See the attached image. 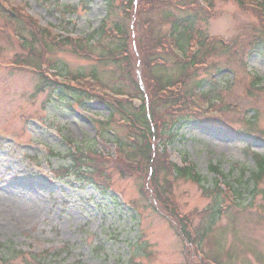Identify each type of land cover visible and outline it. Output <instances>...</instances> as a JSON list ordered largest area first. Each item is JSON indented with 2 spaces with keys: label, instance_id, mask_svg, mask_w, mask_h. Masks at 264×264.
I'll return each instance as SVG.
<instances>
[{
  "label": "rangeland",
  "instance_id": "obj_1",
  "mask_svg": "<svg viewBox=\"0 0 264 264\" xmlns=\"http://www.w3.org/2000/svg\"><path fill=\"white\" fill-rule=\"evenodd\" d=\"M5 1L22 24L8 21L0 11V261L7 258V264H193L194 259L198 264V258L188 251L192 247L172 223L151 208L148 196L153 191L146 176L141 180L137 171L128 172L129 169L105 161L99 168L103 175L100 178L115 190L113 194L108 189L115 197L108 190L105 194L104 188L86 187L66 178L65 167L70 166L68 157L73 149L78 150L76 157L79 150L87 157L89 152H103L107 157L116 151L112 143L116 138L109 136L110 132L106 137V127L100 125L108 122L112 112L98 101L74 105L72 99H65L69 94L59 91L51 97L49 91L36 94L38 70L17 65L40 67L43 58L44 68L47 63L55 66L62 76L89 75L95 70L104 85L135 94L128 75L120 71L125 68L124 63L117 68L113 63L81 58L58 42L52 43L43 57H37L40 61L27 55L32 50L31 26L21 20L20 10L63 39H80L102 25L107 0ZM208 1L216 7V15L206 25L201 23L205 35L214 39L210 69L198 73L189 83L196 82L204 91L218 96L223 93L224 97H218L222 109L216 112L210 106L211 112L206 113L222 125L211 119L200 124L187 123L168 153L171 162L181 165L187 161L194 166L205 180L200 186L212 190L205 193L193 182H173L169 178L172 187L168 190L163 184L161 191L180 214L197 219L199 227L208 221L206 211L215 207L217 197L220 205L215 209L221 206L222 212L204 239V252L222 264H264V178L254 194L251 192V173L257 172L252 154L264 156V139L249 134L264 133V89L252 88L254 76L250 75L254 72L264 79V48L255 47L264 39V33L257 27L255 13L236 0ZM117 5L122 15L123 5ZM67 7H75L76 12L64 14ZM167 13L176 14L169 8ZM163 16L165 13L159 11L154 15L156 19ZM249 25L251 28L247 29ZM171 27L163 26L168 30ZM15 35L25 39L26 44L21 45ZM220 41H231L232 47L227 50ZM250 51L253 53L247 57ZM242 59L246 60L240 65ZM221 68L230 72L217 80L210 76ZM156 70L165 79L177 73L172 64ZM218 80L222 84L214 83ZM140 100L135 101L134 108L141 106ZM163 107L159 110L164 111ZM165 118L170 126L171 117ZM128 135L125 129L118 132L121 142L127 141ZM210 165L219 167L228 179L215 178L209 172ZM122 171L126 174L122 175ZM216 180L219 187L214 189Z\"/></svg>",
  "mask_w": 264,
  "mask_h": 264
},
{
  "label": "trees",
  "instance_id": "obj_2",
  "mask_svg": "<svg viewBox=\"0 0 264 264\" xmlns=\"http://www.w3.org/2000/svg\"><path fill=\"white\" fill-rule=\"evenodd\" d=\"M94 1V0H88ZM121 1V2H120ZM259 2V5H261L264 8V0H256ZM118 3H122V7L124 10L122 11V15L120 14V11L118 9ZM240 3V2H239ZM140 7L137 9L135 6V0H107L106 8H107V17H106V23L110 22L112 25V28L116 30L118 34H122L124 39L114 41L112 42V45L114 46L113 49H111L110 55L108 56L109 59H113L111 63H113L117 68H120V59H117V55L123 53H129L131 52L129 49V40H131L134 44L137 43V49L138 54L132 57L131 55H128V57H124V61L127 62V65L124 68H120V71L128 75V79L130 84L132 85V89L134 90V97H144L143 91L141 89L140 84L136 82V77L138 74H141L142 79L144 81L146 90H147V97H152V100L148 98L147 102H144L142 107L140 109L134 108L133 104L130 102H121L117 101L115 97H105L102 95L97 94L95 91H88L86 88L82 87H76L73 88L71 86L67 85H59L54 80H51L47 78L46 76H41L40 79V85L37 88L38 92H44L45 90H49V92L54 93L55 91L59 89H64L68 93H72L78 96V100L81 102L84 101H98L99 103L103 104L106 109L109 111H112V117L114 118L115 114L120 113L121 117L125 116L128 119V129L132 133L133 137L130 139L134 140L132 143L126 142L125 146H128V153L129 156L127 159L130 162H134V160L137 161L138 167H139V173L140 178L144 177L145 175L148 177L149 175V169L150 166L154 169L151 171L152 176H156L159 174L166 164L162 163L163 157L165 156V149L163 152L159 148H157L154 145H152V141H160L162 144L163 141L166 139L174 140L178 131L183 126H186L187 123L191 122L190 119L187 116H172V123L169 126L166 125V120L163 125L161 122L163 119V114L159 111V108L162 106H165L163 108L168 111L169 109H173L177 105V101L180 100L181 95L177 93L179 88L182 86H186V82L189 78V70L193 68V65L196 64L195 62L199 61L200 59L197 58H191L190 60L182 59L180 56H175L171 53V51L168 48L167 40L168 38H165L167 32L163 31V27L160 25V22H154L150 18L149 22L150 26L148 29V34H150V38L142 39V29L141 26L144 22L141 20H144V15L152 14L158 6L160 5L158 0H141ZM243 6V2L240 4ZM144 6H149L150 9L144 8ZM163 6V3H162ZM161 6V8H162ZM159 8V9H161ZM129 10V11H128ZM134 10V11H132ZM134 13L131 15V13ZM165 13H167L164 10ZM185 14H181L179 17H170L168 22L172 27L173 37H171L173 44L175 45L176 49L179 51V53L182 55V57H188L189 43L190 38L192 34L195 32L194 23H199L198 15L193 14L192 11L185 10ZM183 17V18H180ZM195 17V18H194ZM168 20V15L165 16L164 21ZM109 23V24H110ZM153 24V26H152ZM33 27V31L31 29V38L33 39L31 43V54H29V57L38 60V58L42 57V53L37 50H35V46L39 44L40 47H43V49H47L48 45L51 43L56 42L55 40H51L49 37V34L46 30H38L36 27ZM98 36L103 35V30H98L96 33ZM48 40H51V43H47ZM171 42V41H170ZM264 45V39H261L258 41L257 46L258 49L261 48V46ZM66 46V45H65ZM64 46V47H65ZM68 46V44H67ZM66 46V47H67ZM146 48H149L152 53H149V50ZM78 50H83L85 52H90L93 54L90 50L89 43L86 42L84 44L79 43ZM35 53L33 54V52ZM38 52V53H37ZM38 57V58H37ZM104 58L103 56H100V59ZM40 61V60H38ZM110 61V60H107ZM203 61V60H202ZM135 62V66L137 68V72H134V69L130 67L129 63ZM172 64V66L177 67V73L173 78H164L163 76L158 75L155 73V68L161 69L164 68L166 65ZM156 70V71H157ZM92 77L96 80L101 82L95 72V70L92 71ZM81 78V77H79ZM169 87L172 88L171 93H165L164 96L160 95L161 91H165V88ZM72 88L74 90H72ZM45 91V92H46ZM117 93H120V91H117ZM158 97H168V98H158ZM176 101H171L172 99H175ZM187 97V96H185ZM156 99H159V102H155ZM171 101V102H169ZM187 101V100H186ZM188 103V102H187ZM147 105V106H146ZM156 108V109H155ZM179 112V111H178ZM159 123H161V126H159ZM110 128L111 125L106 124V128ZM163 126V127H162ZM132 130V131H131ZM176 134V135H175ZM120 141V140H119ZM125 143V142H124ZM121 145V142H120ZM164 145V144H163ZM72 164L71 167H68L66 170L69 173L68 175L73 176L75 179L81 181L84 180L86 185L88 184H94L93 179H95L99 174L98 168L96 173V167L92 164H87L84 160L86 159L84 155H82L80 158H74V156L70 157ZM255 161L257 163V169L258 172L252 173V180L254 181V188L252 189V193H254L255 188L257 186L258 179L261 180V178H264V157L263 156H255ZM159 162L158 167H156V163ZM115 163H119L117 160ZM118 168H126L129 169L128 172H134V168L128 166V165H121L117 166ZM175 168V178H188L189 172L185 169H180L178 167ZM212 171L217 172L216 168H213ZM155 172V175H154ZM169 172V168H168ZM126 171H122V175H125ZM245 174V171L243 172ZM161 175V174H160ZM166 178L169 175H165ZM165 180L167 181V179ZM208 190V189H207ZM154 196L151 195L148 196V201L150 203V206L154 209L159 210L157 202V193L153 192ZM157 205V206H156ZM160 211V210H159ZM218 214L215 213L213 216H211V224H214L213 218H215ZM182 235L188 237V242H191V235L189 231L187 230V227H183L181 230ZM191 254V253H190ZM12 258H15L12 256Z\"/></svg>",
  "mask_w": 264,
  "mask_h": 264
}]
</instances>
